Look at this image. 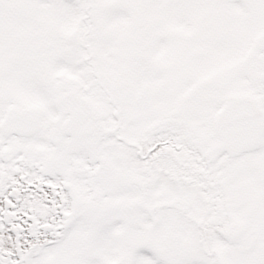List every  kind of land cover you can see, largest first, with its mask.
Instances as JSON below:
<instances>
[{
    "label": "snow or ice",
    "instance_id": "1",
    "mask_svg": "<svg viewBox=\"0 0 264 264\" xmlns=\"http://www.w3.org/2000/svg\"><path fill=\"white\" fill-rule=\"evenodd\" d=\"M0 264H264V0H0Z\"/></svg>",
    "mask_w": 264,
    "mask_h": 264
}]
</instances>
